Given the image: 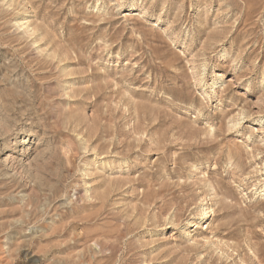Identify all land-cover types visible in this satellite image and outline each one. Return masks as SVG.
<instances>
[{"label": "rangeland", "instance_id": "rangeland-1", "mask_svg": "<svg viewBox=\"0 0 264 264\" xmlns=\"http://www.w3.org/2000/svg\"><path fill=\"white\" fill-rule=\"evenodd\" d=\"M0 264H264V0H0Z\"/></svg>", "mask_w": 264, "mask_h": 264}, {"label": "bare ground", "instance_id": "bare-ground-1", "mask_svg": "<svg viewBox=\"0 0 264 264\" xmlns=\"http://www.w3.org/2000/svg\"><path fill=\"white\" fill-rule=\"evenodd\" d=\"M27 141H28V144L31 142V140H30V139H28ZM27 141H26V142H27ZM24 142H25V140H24ZM206 215H207V213H206ZM206 217H207V216H206ZM206 217H205V218H206Z\"/></svg>", "mask_w": 264, "mask_h": 264}]
</instances>
